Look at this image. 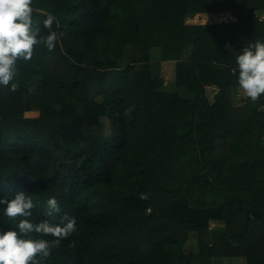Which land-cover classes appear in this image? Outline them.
<instances>
[{
    "label": "trees",
    "instance_id": "obj_1",
    "mask_svg": "<svg viewBox=\"0 0 264 264\" xmlns=\"http://www.w3.org/2000/svg\"><path fill=\"white\" fill-rule=\"evenodd\" d=\"M32 8L41 36L48 14L63 35L52 51L38 45L32 60L18 61L17 91L0 85V199L31 195L33 223L76 219L45 264H264V95L233 102L236 58L264 42V0H33ZM224 12L237 20L187 23ZM166 61L177 62L173 91L161 77ZM209 87L219 89L214 101ZM49 197L60 213L46 215ZM20 219L0 212V232H18Z\"/></svg>",
    "mask_w": 264,
    "mask_h": 264
},
{
    "label": "clouds",
    "instance_id": "obj_2",
    "mask_svg": "<svg viewBox=\"0 0 264 264\" xmlns=\"http://www.w3.org/2000/svg\"><path fill=\"white\" fill-rule=\"evenodd\" d=\"M33 0H0V85L15 92L19 88L13 82L18 76V61H30L34 49L44 45L52 51L63 33L52 30L55 17L51 14L43 21V27L48 31L41 36L38 22L33 19ZM229 50L231 45H226ZM238 65V85L253 103L264 95V42L257 40L244 47L242 54L236 58ZM236 75L237 68L231 69ZM131 110L125 113L128 115ZM148 196L141 193V199ZM0 205H6L0 212L9 219L21 217L16 227L19 231L0 232V264H45L54 248L60 247L62 240L68 239L77 231L76 219L64 216L65 223L54 224L48 220L33 223L31 217L36 205L32 196L23 191L15 193L14 197L0 199ZM45 206L46 215L51 216L61 211L55 197H49ZM32 233L40 236H51L53 239H34ZM74 246V244H73Z\"/></svg>",
    "mask_w": 264,
    "mask_h": 264
},
{
    "label": "crops",
    "instance_id": "obj_3",
    "mask_svg": "<svg viewBox=\"0 0 264 264\" xmlns=\"http://www.w3.org/2000/svg\"><path fill=\"white\" fill-rule=\"evenodd\" d=\"M257 15L260 18V20L264 21V9L257 11ZM217 21H214V20ZM203 20V21H202ZM237 19L233 17V15L230 12H224V13H218V14H196V15H192L190 17H188L187 19V23L188 24H203V25H210V24H215V23H222V22H230V21H236ZM165 63H174V68H173V72H171L170 74H166L165 73V68L164 65ZM176 61H172V62H163L161 65H163V67H161V77L164 79V74H165V78L169 77V82H174L176 80ZM166 84H168V82L165 81ZM209 90H211L210 92H212V98L214 101L215 95L219 92V89L216 87H209ZM207 89V91H208ZM238 91V92H237ZM237 91H235L234 95H238V93L240 91H242L240 88H237ZM243 92V91H242ZM208 95V93H207ZM211 99V100H212ZM214 264H247V260L244 257H235V258H218L216 260H214Z\"/></svg>",
    "mask_w": 264,
    "mask_h": 264
},
{
    "label": "rangeland",
    "instance_id": "obj_4",
    "mask_svg": "<svg viewBox=\"0 0 264 264\" xmlns=\"http://www.w3.org/2000/svg\"><path fill=\"white\" fill-rule=\"evenodd\" d=\"M203 21V20H202ZM214 21H217L216 19ZM164 65V64H163ZM163 65H161V67H163ZM164 68H165V65H164ZM162 75V74H161ZM164 81L168 82V84H166V88L167 90H170V91H173V89H175L176 86L172 85L174 84V82H169V77L165 78V74H164ZM211 90L208 89L207 93H208V96L209 97H212V92H210ZM237 91V90H236ZM238 92V91H237ZM182 96L184 97H188L186 94H183L181 93ZM246 95L244 94V92L240 91L238 93V95H234V99H233V102L235 104V106H243L245 104V100H246ZM212 99V98H210ZM215 99V98H214ZM213 101V99L211 100ZM104 122V124L106 125L107 129H109V124H108V121L106 119H103L102 120ZM263 143H264V140H263ZM189 245H191L193 248H194V251H198V245H197V241H196V238L195 237H192L189 241ZM214 264V262H213Z\"/></svg>",
    "mask_w": 264,
    "mask_h": 264
}]
</instances>
